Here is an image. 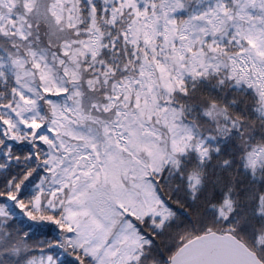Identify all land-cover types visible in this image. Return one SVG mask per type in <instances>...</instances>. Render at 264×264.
I'll list each match as a JSON object with an SVG mask.
<instances>
[{
  "label": "snow or ice",
  "instance_id": "snow-or-ice-1",
  "mask_svg": "<svg viewBox=\"0 0 264 264\" xmlns=\"http://www.w3.org/2000/svg\"><path fill=\"white\" fill-rule=\"evenodd\" d=\"M0 264H264V0H0Z\"/></svg>",
  "mask_w": 264,
  "mask_h": 264
}]
</instances>
